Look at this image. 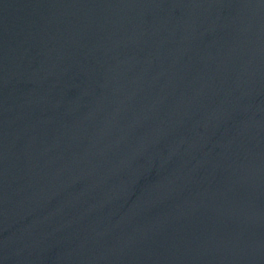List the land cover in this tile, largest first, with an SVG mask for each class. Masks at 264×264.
Wrapping results in <instances>:
<instances>
[{
	"label": "water",
	"instance_id": "water-1",
	"mask_svg": "<svg viewBox=\"0 0 264 264\" xmlns=\"http://www.w3.org/2000/svg\"><path fill=\"white\" fill-rule=\"evenodd\" d=\"M0 264H264V0H0Z\"/></svg>",
	"mask_w": 264,
	"mask_h": 264
}]
</instances>
